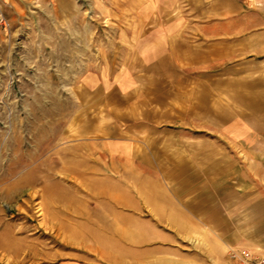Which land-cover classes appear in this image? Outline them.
<instances>
[{
	"label": "crops",
	"instance_id": "0c3cea01",
	"mask_svg": "<svg viewBox=\"0 0 264 264\" xmlns=\"http://www.w3.org/2000/svg\"><path fill=\"white\" fill-rule=\"evenodd\" d=\"M111 1L143 27L101 130L128 172L96 174L117 235L82 237V264L263 256L264 0Z\"/></svg>",
	"mask_w": 264,
	"mask_h": 264
},
{
	"label": "rangeland",
	"instance_id": "374dc122",
	"mask_svg": "<svg viewBox=\"0 0 264 264\" xmlns=\"http://www.w3.org/2000/svg\"><path fill=\"white\" fill-rule=\"evenodd\" d=\"M125 10L111 0H9V28L0 27V264H82V237L117 235L112 214L94 206L96 174L128 172L101 131L142 40V22Z\"/></svg>",
	"mask_w": 264,
	"mask_h": 264
},
{
	"label": "built area",
	"instance_id": "2783aa9c",
	"mask_svg": "<svg viewBox=\"0 0 264 264\" xmlns=\"http://www.w3.org/2000/svg\"><path fill=\"white\" fill-rule=\"evenodd\" d=\"M9 0H0V27L7 30L9 28V20L6 15V7ZM232 256L238 259L239 264H264V255L255 256L249 250H240L237 253H232Z\"/></svg>",
	"mask_w": 264,
	"mask_h": 264
}]
</instances>
